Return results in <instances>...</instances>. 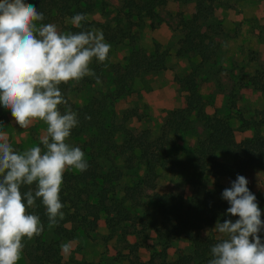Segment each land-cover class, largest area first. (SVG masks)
<instances>
[{
	"label": "trees",
	"instance_id": "trees-1",
	"mask_svg": "<svg viewBox=\"0 0 264 264\" xmlns=\"http://www.w3.org/2000/svg\"><path fill=\"white\" fill-rule=\"evenodd\" d=\"M115 1L113 13L106 18L108 0H27L44 14L41 24H54L64 33L98 28L107 43L119 38L127 42L128 49L120 63L93 59L90 67L102 83L97 84L93 77H85L79 83L70 81L59 86L80 121L68 140L73 142L71 145L81 148L90 167L82 173L75 169L65 171L60 191L64 219L58 226L48 227L46 209L39 199L36 207L28 209L40 217L44 231L32 240H22L24 258L27 264L72 263L61 260L62 246L78 234H86L101 213H116L125 233H132L130 228L135 226L137 207L151 186L150 180L155 177L156 170L178 167L185 172L187 184L193 191L189 201L184 204L178 191L152 192L148 197L160 223L142 220L143 228L155 231L160 245L156 252L159 258L164 256L171 240L183 238L191 246L189 252L180 254L172 263L162 260L158 264H208L210 248L220 238L210 233L202 235L201 230H209L212 223H222L226 218L238 219L226 213L229 204L218 198L219 179L227 176L235 180L237 174L242 175L251 167L264 166V135L258 130L259 121L255 123L254 119L239 115L242 126L250 128L252 134L235 141L229 118L206 113L199 91L201 66L215 56L213 24L209 20L216 9L237 0H170L192 5L190 13L177 14L175 19L174 28L180 36L174 55L194 60L195 67L174 78L184 92V105L166 110L158 133L150 139H142L131 127L137 108L118 109L117 103L134 92L136 78L165 68V51L157 45L147 50L135 41L145 18L150 27L163 21L156 9L169 0ZM97 8L105 17L102 21L89 18ZM76 13L87 15L81 29L70 23ZM251 85L264 90V83L256 76H252ZM83 87L93 92L83 103L77 104L72 93ZM58 107L61 112L65 111L63 105ZM259 114V119L264 121V109ZM86 116L90 119H85ZM188 133H196L197 139L185 150V157L179 159L174 150V135ZM220 149L231 154L229 164L217 159L216 152ZM29 187L35 190V185L24 186L21 192ZM255 196L259 207L260 199ZM261 213L264 221V210L261 209ZM143 228L140 230L144 231ZM260 235L264 237V232ZM136 249L135 245L131 246V250ZM153 261L152 254L144 261L135 254L129 264H155Z\"/></svg>",
	"mask_w": 264,
	"mask_h": 264
},
{
	"label": "clouds",
	"instance_id": "clouds-1",
	"mask_svg": "<svg viewBox=\"0 0 264 264\" xmlns=\"http://www.w3.org/2000/svg\"><path fill=\"white\" fill-rule=\"evenodd\" d=\"M44 19L27 0H0V106L10 110L19 128H29L34 121L47 126L39 145L22 153L0 133V264H17L25 247L22 240L44 231L40 217L28 209L39 199L48 227L58 226L64 219L60 191L65 171L82 173L90 167L81 148L66 142L80 121L59 86L85 77L102 83L90 65L94 58L105 62L111 45L102 31L64 33L54 24H41ZM85 21L84 13L70 19L77 29ZM230 184L221 198L229 204L226 213L238 219L215 224L221 236L210 248L208 264H264V221L256 196L243 175L237 174ZM32 185L34 191L29 187L21 192ZM62 247L70 253L68 245Z\"/></svg>",
	"mask_w": 264,
	"mask_h": 264
},
{
	"label": "rangeland",
	"instance_id": "rangeland-1",
	"mask_svg": "<svg viewBox=\"0 0 264 264\" xmlns=\"http://www.w3.org/2000/svg\"><path fill=\"white\" fill-rule=\"evenodd\" d=\"M108 2L105 7L108 10L106 18L111 16L116 5L115 0ZM191 11L190 3L169 0L164 6L156 9L163 21L155 27H150L149 20L145 18L138 31L135 44L147 50L157 45L167 54L163 70L136 78L133 82L134 92L117 103L118 109L133 106L137 108V115L131 119V127L142 139H150L158 133L166 110L184 105V92L174 78L195 67V62L174 55L180 36L179 31L174 28V22L177 14L186 15ZM89 18L102 21L105 17L97 8ZM209 22L213 24L211 34L215 42V56L211 61L202 64L200 71L199 91L203 96L205 112L209 115L228 117L235 141L252 134L250 128L242 126L239 115L247 119L252 118L255 123L259 121L258 130L264 135V121L259 119V112L264 109V90L251 85L252 76L264 83V0L227 2L223 7L216 9ZM92 31L100 32L98 28H93ZM109 44L111 48L107 61L122 62L128 49L127 42L115 38ZM92 92L91 89L83 87L79 92L72 93V99L77 104L83 103ZM46 127L43 121H34L29 128H19L10 110L0 108V133L8 137L9 143L19 153L39 145L40 137L46 134ZM174 138V150L179 159L185 157V150L197 139L196 133L175 134ZM66 142L73 143L71 140ZM216 157L225 164L231 162V154L224 150H218ZM242 175L248 180L247 187L260 199V209L264 210V166L251 167ZM231 181L227 176L219 179V199L223 200L221 193L223 189L231 186ZM150 183L141 205L137 207L138 217L134 219V228H130L132 233H125L116 213H101L86 234L80 233L67 242L70 253L62 249L61 260L67 263L71 261L70 264H129L135 254L142 261L152 254L153 262L158 264L162 260L172 263L180 254L189 252L191 246L185 239H174L166 248L164 256L159 258L156 252L160 245L157 243L159 240L156 233L152 229H144L142 221L155 220L160 223L148 197L154 191H178L184 204L189 201L193 191L187 184L185 172L178 167L158 168ZM216 223H212L209 230L202 229L201 234L210 233L213 237L220 238L221 234L214 228ZM134 245L137 249L133 251L131 246ZM17 264H27L23 252Z\"/></svg>",
	"mask_w": 264,
	"mask_h": 264
}]
</instances>
